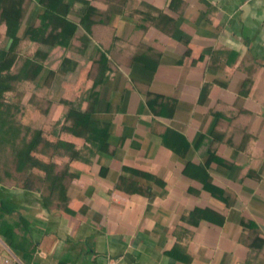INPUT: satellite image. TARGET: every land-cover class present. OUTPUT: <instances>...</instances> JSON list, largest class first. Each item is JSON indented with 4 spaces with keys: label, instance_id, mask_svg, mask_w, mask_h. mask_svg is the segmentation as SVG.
Returning <instances> with one entry per match:
<instances>
[{
    "label": "crops",
    "instance_id": "0c3cea01",
    "mask_svg": "<svg viewBox=\"0 0 264 264\" xmlns=\"http://www.w3.org/2000/svg\"><path fill=\"white\" fill-rule=\"evenodd\" d=\"M65 3L69 46L25 41L56 73L26 117L64 190L0 149V264H264V0Z\"/></svg>",
    "mask_w": 264,
    "mask_h": 264
},
{
    "label": "trees",
    "instance_id": "16d2710c",
    "mask_svg": "<svg viewBox=\"0 0 264 264\" xmlns=\"http://www.w3.org/2000/svg\"><path fill=\"white\" fill-rule=\"evenodd\" d=\"M33 1L35 0H0V27L2 24L5 25L4 34L7 38V44L0 46V149L11 152V156H7V159L15 160L23 173L27 174L26 179L48 182L47 189L50 194H55L64 190L61 182L66 174L65 172L57 173L56 163L46 162L35 153H46L51 148L57 149L58 143L61 144V142L53 141L46 136L45 125L37 128L31 123L21 121L20 118L24 113V107L29 110L31 104L37 105L41 99L42 103L47 100L41 97L38 88L48 86L56 73L50 70L47 75L45 74L47 54L42 49H38L33 56L23 57L20 47L29 40L40 41L50 46H69L73 33L69 32L67 28L69 23L61 12V7L67 5L65 0H38L43 9V18L47 20L51 28L29 26L25 34L20 35L21 27ZM173 1L171 0V5ZM86 16L88 17L87 14ZM106 61L107 59L104 58L100 61L103 67ZM103 79V74L98 76L94 88ZM25 82L31 89L27 100L23 99V94L18 91L22 89L21 85ZM94 88L92 95L96 93ZM10 92L15 95L8 97L7 93ZM73 105L74 103L71 102L66 114V119L70 122L69 130L75 135L88 132L90 139H93L95 135L100 137L101 131L99 128L96 129L94 120L83 119L80 116L81 111ZM66 144L69 150H73L71 158H76L74 150L76 143Z\"/></svg>",
    "mask_w": 264,
    "mask_h": 264
},
{
    "label": "rangeland",
    "instance_id": "374dc122",
    "mask_svg": "<svg viewBox=\"0 0 264 264\" xmlns=\"http://www.w3.org/2000/svg\"><path fill=\"white\" fill-rule=\"evenodd\" d=\"M1 31V30H0ZM7 44V38L4 34V32H0V46H5ZM20 50H21V53L23 55V57H27V56H33L34 53L36 52L37 50V47H35L34 45H31L29 42H26V43H23L20 47ZM22 89H19L18 91L23 94V99L27 100L29 98V95H30V87H29V84L28 83H22L21 85ZM15 93H7V96H14ZM41 97H44L47 98V94H46V91L45 89L41 91ZM29 112L28 108L27 107H24V113H22V116H21V121L27 123V118L26 116L27 113Z\"/></svg>",
    "mask_w": 264,
    "mask_h": 264
}]
</instances>
